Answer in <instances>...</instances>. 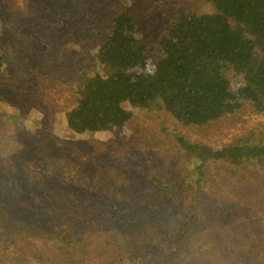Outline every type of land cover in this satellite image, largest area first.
Returning <instances> with one entry per match:
<instances>
[{"label":"rangeland","instance_id":"rangeland-1","mask_svg":"<svg viewBox=\"0 0 264 264\" xmlns=\"http://www.w3.org/2000/svg\"><path fill=\"white\" fill-rule=\"evenodd\" d=\"M65 4L72 7L58 20ZM73 7L78 0H0V196L9 206L0 264H113L130 240L147 237L152 248L133 255L142 264H264V159L210 161L199 172L177 141L215 150L264 143V114L239 97L244 81L235 72L227 74L231 109L203 125L184 124L159 103L129 101L122 133L77 134L66 121L85 78L102 73L95 56L120 11L135 19L151 68L170 16L212 8L206 0ZM78 240L88 246L75 259Z\"/></svg>","mask_w":264,"mask_h":264},{"label":"trees","instance_id":"trees-1","mask_svg":"<svg viewBox=\"0 0 264 264\" xmlns=\"http://www.w3.org/2000/svg\"><path fill=\"white\" fill-rule=\"evenodd\" d=\"M93 1L78 0V7H73L72 12L77 13L84 4ZM206 3L212 8L210 12L170 16L158 42L160 54L151 68L152 52L135 36V19L126 10L120 11L112 19L110 31L100 42L95 56L102 73L85 78L82 100L66 113L70 130L77 134L110 129L122 133L131 118L124 108L128 101L141 107L159 103L184 124L203 125L231 109L230 101L235 95L227 75L229 71L243 78L244 85L237 91L239 97L248 101L255 112L264 114V0H206ZM68 7L72 6H63L64 13L58 14V20L64 21ZM23 33L28 36L27 30ZM257 50L260 56H256ZM5 62L0 54V71ZM177 141L189 160L200 162L196 168L199 172L210 161L240 164L246 159H264V143L256 145L244 141L215 150L183 137ZM157 183L162 184V181L157 180ZM166 189L159 188L157 194L163 195ZM8 210L9 206L0 196L2 219ZM146 241L148 237L138 244L130 240L131 249L119 255L113 264L138 261L137 264H142L140 258L133 255L139 248V252L152 248ZM81 243L82 240H78L75 244H79L73 252L75 259L79 247L88 246ZM161 263L167 264L168 259L162 257ZM17 264L26 263L19 259ZM71 264H83V259ZM94 264L99 261L95 260Z\"/></svg>","mask_w":264,"mask_h":264}]
</instances>
